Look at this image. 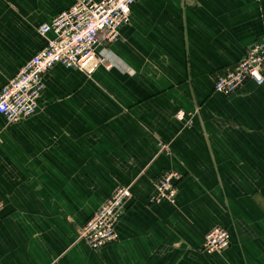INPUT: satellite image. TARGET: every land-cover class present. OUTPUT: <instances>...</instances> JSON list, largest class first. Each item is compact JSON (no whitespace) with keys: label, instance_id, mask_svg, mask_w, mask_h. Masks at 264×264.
Returning <instances> with one entry per match:
<instances>
[{"label":"crops","instance_id":"0c3cea01","mask_svg":"<svg viewBox=\"0 0 264 264\" xmlns=\"http://www.w3.org/2000/svg\"><path fill=\"white\" fill-rule=\"evenodd\" d=\"M76 1L0 0V90ZM263 37L264 0H138L107 45L125 69L50 70L34 116H0V264H264V86L214 91ZM165 172L177 195L151 203ZM119 186L118 240L93 252L77 230Z\"/></svg>","mask_w":264,"mask_h":264},{"label":"built area","instance_id":"2783aa9c","mask_svg":"<svg viewBox=\"0 0 264 264\" xmlns=\"http://www.w3.org/2000/svg\"><path fill=\"white\" fill-rule=\"evenodd\" d=\"M137 1L77 0L71 8L41 26L38 33L41 36L51 33L54 39L47 42L0 90V116L6 123L11 125L36 114L38 100L44 90L43 78L55 66L87 76L100 68L122 69L107 45L116 43L120 30L129 25L131 10ZM248 83L264 86V37L251 45L234 67L226 68L216 76L214 91L229 97L243 90ZM177 118L180 120L181 114ZM180 178L175 172L163 173L154 183L151 203H173ZM132 200L131 187L119 186L78 228V240L93 252H100L117 242V225ZM1 213L0 202V220ZM230 243L228 232L217 228L204 236L202 250L223 252Z\"/></svg>","mask_w":264,"mask_h":264}]
</instances>
